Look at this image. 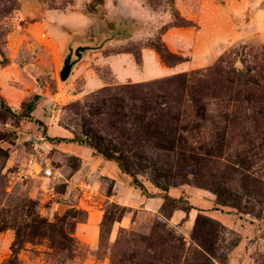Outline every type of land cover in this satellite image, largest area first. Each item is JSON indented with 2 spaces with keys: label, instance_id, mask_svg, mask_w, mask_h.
Segmentation results:
<instances>
[{
  "label": "rangeland",
  "instance_id": "obj_1",
  "mask_svg": "<svg viewBox=\"0 0 264 264\" xmlns=\"http://www.w3.org/2000/svg\"><path fill=\"white\" fill-rule=\"evenodd\" d=\"M224 1L0 0V264H82L74 233L100 210L111 264H264V0ZM98 16L126 37L63 82L70 34L99 43ZM36 94L41 125L22 117ZM77 143L121 163L136 206L73 176Z\"/></svg>",
  "mask_w": 264,
  "mask_h": 264
},
{
  "label": "crops",
  "instance_id": "obj_2",
  "mask_svg": "<svg viewBox=\"0 0 264 264\" xmlns=\"http://www.w3.org/2000/svg\"><path fill=\"white\" fill-rule=\"evenodd\" d=\"M71 22V19L68 20ZM67 21V23H68ZM70 24V23H69ZM75 31H84L83 29H75ZM71 35V34H70ZM70 40V39H69ZM68 44V42H67ZM84 58V57H83ZM82 58V59H83ZM32 78V77H31ZM36 82L35 78H32ZM79 146L83 147L81 154L80 150H77L74 155L80 158L83 167L81 170L77 171L73 176H80L82 174H91V175H102L108 177L114 181L113 191L106 195L111 202H116L122 206L134 205L142 199L141 195H137V190L132 188V178L128 175L127 172L122 170L118 162L109 158H106L103 155L94 153V150L85 148L84 145L77 143ZM130 189V191H129ZM98 218L95 220L93 218V213H90L85 222L81 223L74 233V236L89 245L90 256L84 259L82 264H111L108 262L106 257L94 256V252L99 248L100 241V219L103 216V211H99ZM119 225L120 223L117 222ZM113 234V232H112Z\"/></svg>",
  "mask_w": 264,
  "mask_h": 264
},
{
  "label": "water",
  "instance_id": "obj_3",
  "mask_svg": "<svg viewBox=\"0 0 264 264\" xmlns=\"http://www.w3.org/2000/svg\"><path fill=\"white\" fill-rule=\"evenodd\" d=\"M221 3L225 4V1L221 0ZM97 19V32L104 35V38L99 43L95 44L93 38L89 34L84 36L79 31L71 33L70 40L67 44V51L59 71L60 79L63 82L70 77L77 63L88 51L99 50L111 40H121L126 37L123 34H118L114 29H111L105 19L100 16H98Z\"/></svg>",
  "mask_w": 264,
  "mask_h": 264
},
{
  "label": "trees",
  "instance_id": "obj_4",
  "mask_svg": "<svg viewBox=\"0 0 264 264\" xmlns=\"http://www.w3.org/2000/svg\"><path fill=\"white\" fill-rule=\"evenodd\" d=\"M40 98V95L39 94H36L33 96V98L31 100H29L26 104V110L24 111V113L22 114V117L24 119H27V120H30V121H35L37 123H39L40 125L42 124V121L41 120H38V119H34V117L32 116V112L34 111L35 109V103L36 101ZM1 106L4 107V108H7L8 110H10V107L7 106V104L5 103V101L2 99L1 100ZM11 111V110H10ZM61 138H58V140H60ZM73 141H75L74 139H72ZM71 140V141H72ZM79 144H83V143H79ZM97 154H100V155H103L105 156L106 158H109V159H112V160H115L117 161L115 158L113 157H110L108 155H106L105 153L103 152H99V151H96ZM119 166L122 168L123 170V166L121 165V163L119 161H117ZM126 172V171H125ZM134 182L136 183V185H140L137 178L134 179Z\"/></svg>",
  "mask_w": 264,
  "mask_h": 264
},
{
  "label": "built area",
  "instance_id": "obj_5",
  "mask_svg": "<svg viewBox=\"0 0 264 264\" xmlns=\"http://www.w3.org/2000/svg\"><path fill=\"white\" fill-rule=\"evenodd\" d=\"M37 158L43 159L42 158V153H41L40 145L37 144V143H35L34 144V152H32L30 154V157L28 159L27 168H26V170H24L25 171V174L20 173V176L21 177L22 176H26L27 174H30L33 170L36 169L35 168L36 166H39V167L42 166L41 162H38L37 161ZM43 173H44L45 176H55V171L52 169V167H46L44 169V172Z\"/></svg>",
  "mask_w": 264,
  "mask_h": 264
}]
</instances>
